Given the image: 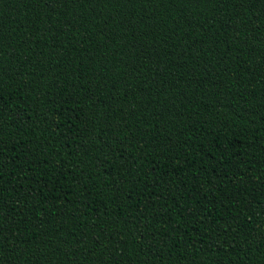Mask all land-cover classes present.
<instances>
[{
    "label": "trees",
    "instance_id": "trees-1",
    "mask_svg": "<svg viewBox=\"0 0 264 264\" xmlns=\"http://www.w3.org/2000/svg\"><path fill=\"white\" fill-rule=\"evenodd\" d=\"M0 264H264V0H0Z\"/></svg>",
    "mask_w": 264,
    "mask_h": 264
}]
</instances>
